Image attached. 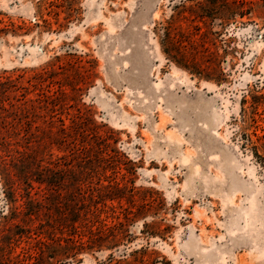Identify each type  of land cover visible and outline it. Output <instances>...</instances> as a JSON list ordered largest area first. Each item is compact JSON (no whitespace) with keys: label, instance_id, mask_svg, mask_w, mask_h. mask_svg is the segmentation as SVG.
Here are the masks:
<instances>
[{"label":"rangeland","instance_id":"rangeland-1","mask_svg":"<svg viewBox=\"0 0 264 264\" xmlns=\"http://www.w3.org/2000/svg\"><path fill=\"white\" fill-rule=\"evenodd\" d=\"M183 55L225 81L181 67ZM13 70L5 104L31 99L45 146L28 148L46 175L69 188L87 171L95 195L119 183L121 204L105 209L146 215L133 247L149 243L173 264H264V169L239 134L243 97L264 94V0H0V73ZM62 122L64 137L49 138ZM35 190L51 206L54 191ZM144 222L163 235L140 234Z\"/></svg>","mask_w":264,"mask_h":264},{"label":"trees","instance_id":"trees-1","mask_svg":"<svg viewBox=\"0 0 264 264\" xmlns=\"http://www.w3.org/2000/svg\"><path fill=\"white\" fill-rule=\"evenodd\" d=\"M170 40L166 31V47ZM164 51L172 57L168 50ZM183 56V62L178 63L186 70L218 84L225 81L221 68L212 72L210 68H200L188 62ZM18 71L0 73V179L7 203L6 210L0 212V264H68L69 260L82 254L99 252H107V255L97 264H173L165 255L150 248L149 243L132 246L138 235L131 226L146 217L145 214L129 210L116 212L113 206H109L110 212L105 209L108 200L121 204L124 189L119 183L100 184L97 190L107 191L95 195L94 187L88 185L92 177L87 171H81L83 178L77 179L69 188L57 178L46 175L38 149L28 148L32 141L37 143L36 148L45 146L41 143V135L31 131L28 120L32 115L28 107L31 99L19 102V105L5 104L10 87H15L8 85L13 82L10 74ZM20 72L24 73V70ZM241 104V146L249 150L264 169V94L251 93L250 99L244 96ZM261 106L263 111H260ZM66 128L62 122L57 134L52 130L47 134L49 138H57L58 134L63 138ZM19 139L27 144L26 149L13 147ZM59 141L63 143L65 140ZM106 143L104 139L98 143L102 145L98 148L100 160H106L103 155L104 146L108 147ZM114 151L120 154L117 149ZM34 182L45 183L54 191L51 206L44 204L38 191L32 192ZM44 207L47 212H43ZM140 234L150 238L162 236L163 231L158 222H144Z\"/></svg>","mask_w":264,"mask_h":264}]
</instances>
